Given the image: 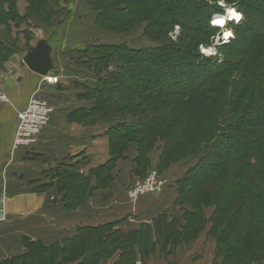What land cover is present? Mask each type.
Instances as JSON below:
<instances>
[{
	"label": "trees",
	"instance_id": "1",
	"mask_svg": "<svg viewBox=\"0 0 264 264\" xmlns=\"http://www.w3.org/2000/svg\"><path fill=\"white\" fill-rule=\"evenodd\" d=\"M16 1L0 0V28L8 22L17 24L27 16H35L42 22L57 16L63 21L71 17H69V12L72 10L71 0H63L66 5L60 0H26L28 13L25 12V15L17 13ZM93 1L91 5L98 10L96 23L114 33L129 31L138 23L145 22V34L153 40L155 36L151 33L156 34V32H150L148 29L156 25L160 28L177 25L181 36L178 40L180 44L173 46L169 44L133 48L123 43H95L80 52H93L94 56L87 61L94 63L92 70L97 78L96 86L86 88L85 95L91 100V108L86 117L92 124L98 120L113 122L107 131L110 140V159L99 166L94 173L96 172L99 181L100 178L104 180L102 182L107 181L116 160L123 156L130 145H136L138 155L135 167L142 180L151 170L148 152L155 145L154 138L165 142V145L161 146L160 161L157 165L164 160L163 153L169 162H173L176 157L183 158L186 152L194 151L188 158L195 160L196 163L187 168L182 177L176 181L178 196L175 203L188 204L187 199L191 198L190 208L184 211L183 223L174 216L169 219L166 213H160L152 224L143 223L136 230L124 233L111 231L108 225H98L79 228L72 239H66L62 244L53 243L45 246L40 241H26L27 254L1 264L58 262L98 264L100 258L108 257L107 255L117 249L121 253L114 264H134L137 253L139 257L147 256L156 249L164 254L171 253L174 247L194 241L204 230H207V235L215 241L214 264L262 263L264 260V110L260 113L255 109L251 110L249 101L264 99V88H261L264 84L257 83V80L264 78V47L255 43L253 39L264 37V31L253 30L255 35L248 43L249 37L245 30L250 26L248 23L243 26V23L252 19L254 22H264V4L258 7L255 2L247 0H224L237 6L244 15V21L234 27L236 33L234 38L227 45L222 46L227 47V56L225 53L221 61H217L210 57L203 58L198 49L191 52L200 43L207 44L209 37L217 32V28L209 23L210 13L217 5L213 7L208 0ZM54 5L59 7L58 11ZM181 5L185 7L188 5L190 10L187 12L177 10L176 7ZM250 45L261 48L263 52L257 50L250 54L254 60L256 59L252 70L248 68V71L244 72L241 69L246 73L242 77L246 82L243 88L245 91L230 100H218L219 95L211 97L213 104H219L216 109L219 115L210 114L211 118L215 117L216 129L212 135L202 140H194L188 135L184 142L178 139L176 141V135L183 136L182 131L177 128V123L183 121L180 114L185 115L182 111L185 106L195 99L194 95L198 91L204 94L218 91L219 94L224 89L222 83H217L214 91L208 90L204 85L227 71H232L230 75L236 74V69L232 68L234 59H230V56L233 53L241 55L244 53L245 55L241 56L243 59L250 53L251 49H246ZM13 51L14 45L0 38V64ZM190 69L199 75L198 78L187 83L181 82L180 78L188 76L187 71L189 72ZM179 84L180 86L176 88ZM233 92H236V88H233ZM168 96L172 98L164 100ZM241 99H246L248 102L242 104ZM143 103H146L144 107H142ZM177 108L181 109V112L178 116H173V111ZM255 115L258 117L255 118ZM174 130V135L169 134ZM246 137L248 140H244ZM214 145L218 147L212 155L213 158L205 151L216 149ZM183 148L185 152L177 155ZM224 150L225 153L222 152ZM234 150L238 151L236 156L235 152L231 154ZM220 153L227 157L222 159ZM228 153L232 156H228ZM237 160L243 161L242 168L235 172L231 181L227 179L217 184L221 188L215 196L222 204L218 207L213 201L216 187L209 185L208 182L216 185L211 179L218 174V169L223 170L226 167L223 164L226 165L231 161L234 164ZM203 161H208V164L205 166ZM202 170L204 178L197 179L198 183L195 187L186 183L190 173L194 174L192 180H196L195 173ZM57 173L60 185H69L65 190L66 197L73 198L72 192H77L80 188L79 183L77 184L80 175L74 172L57 171ZM200 180L203 183L206 181V185L200 184ZM185 185L190 186V189L185 191ZM197 188L200 191L196 195L197 198H193L192 193ZM242 193L243 200L239 199ZM77 198L78 196L75 197ZM231 205L232 213L231 209L230 212L228 211ZM65 207L74 206L66 204ZM205 208L212 209L210 215L205 212Z\"/></svg>",
	"mask_w": 264,
	"mask_h": 264
},
{
	"label": "crops",
	"instance_id": "2",
	"mask_svg": "<svg viewBox=\"0 0 264 264\" xmlns=\"http://www.w3.org/2000/svg\"><path fill=\"white\" fill-rule=\"evenodd\" d=\"M70 19L64 24L58 44L52 40L58 36L35 32L30 41L17 45L18 49L14 48L0 64V96L7 99H0V264L27 254L26 241L48 246L72 239L82 227L108 225L111 231L124 233L143 223L150 225L177 200L176 181L183 174L160 195L142 196L135 202L127 197L125 190L140 181L135 167L136 145H130L116 160L107 181L102 182L100 177L99 181L95 175L94 171L110 159L107 131L113 122L98 120L92 124L86 117L91 108L86 88L96 86L97 78L88 68L90 63L81 68L74 66L75 61L70 63L78 53L90 57L89 52L80 53L84 49L74 35L82 36L83 30ZM39 39L52 46L53 67L48 75L57 77L55 83L46 82L45 76L31 71L23 61L24 54ZM32 95L48 101L50 118L34 144L14 149L17 111ZM57 171L80 175V188L72 192L73 198L66 197L69 185H60ZM66 204L74 207L66 208ZM214 243L204 230L194 241L174 247L171 253L156 249L144 257L137 253L135 260L141 259L143 264H214ZM120 253L117 249L97 262L114 264Z\"/></svg>",
	"mask_w": 264,
	"mask_h": 264
},
{
	"label": "rangeland",
	"instance_id": "3",
	"mask_svg": "<svg viewBox=\"0 0 264 264\" xmlns=\"http://www.w3.org/2000/svg\"><path fill=\"white\" fill-rule=\"evenodd\" d=\"M61 2L65 3L63 0H60ZM72 1V5L71 6V11L69 12V17L71 16L70 21L76 23L74 24L76 26L77 29H80V31L82 32L83 30V34L82 36H80L79 34H75V40H77L81 46L82 49H85L87 46H90L92 44L95 43H116V44H126L127 46L133 47V48H141V47H147V46H160V45H178L179 43V39L181 38L180 36V29L177 25L174 26H170V27H163L160 28L157 25L152 27L151 29L149 28L148 30L150 32H156L155 33H151L152 35L155 36L154 40L151 38H148L145 34V22H141L138 23L134 28L130 29L129 31H109V29H104L103 27L99 26L96 23V16H97V12L98 11L95 6L91 5V1L94 2L93 0H71ZM97 1V0H96ZM248 2H255L254 4L257 5L258 7H261L262 4H264V0H247ZM209 4H213V7H217L212 9L211 11V15H210V20L209 23L217 28V32L215 33L214 36H210L209 37V42L207 44H205V42L200 43L198 46H196L191 52L195 51L196 49H198L201 54L203 55V58H207L210 57V59H214L217 61H221V59L223 58V56H227V47H222L223 45H227L228 42H230L234 36H235V32H234V27L236 25H239L242 21H244V15L243 13L237 8V6H235V4L233 3H228L224 0H208ZM17 7H18V14L21 15H25L28 13L27 12V2L26 0H17L16 1ZM66 5V3H65ZM69 5V6H70ZM188 6V5H187ZM185 7V5H181V6H177L176 9L180 10L181 12H187L190 10L189 7ZM221 7V10H219V8ZM54 8H56V10H59V7L57 5H54ZM112 8V7H111ZM229 8H232L234 10H236L237 12L242 14V19H240L239 21H237L236 19H232V20H226L225 21V25H213L214 21L213 20L217 15H225L227 14V10ZM250 13V11H249ZM198 15V13H197ZM25 18V17H24ZM69 20V19H68ZM66 19V21H68ZM254 19H252V21H245L243 23V26H245L247 23L249 24L250 28H248L246 33L248 38V43H249V39L252 37L253 35H255V33L253 32V30H262L264 31V22H254ZM66 21L60 20V17H54L52 20H48L45 22L40 21V19H38L35 16H27L25 19H23L22 21H20L19 23L15 24L13 22H8L6 23V25H2V28H0V38H2V40H4L5 42L9 43L10 45H14V48H17V45L19 47L23 46L24 44H26L28 41H30V39H32V37L35 36V32L38 33V31H43L44 34L48 35V37L54 36H58V39H52L54 40L53 43L58 44L60 42L59 37L63 36V29H64V24L66 23ZM49 23V25H47ZM51 23V24H50ZM118 23V22H116ZM216 24V23H215ZM87 28L91 29L87 32ZM227 30L229 31L228 35L229 37L226 38L227 34ZM87 32V33H86ZM193 34V33H191ZM225 35V36H224ZM80 36V41L78 39V37ZM45 37V36H44ZM45 37L46 39L50 40L51 38ZM240 37V36H239ZM262 38L264 39V37H260L257 38H253L255 39V43H259L262 48L264 47V40H262ZM257 39V40H256ZM58 41V42H57ZM252 42V41H250ZM261 42V43H260ZM21 43V45H20ZM254 46V45H253ZM57 47H59V45H57ZM249 48H246L247 50H250V53L248 55H246L243 59H242V55L244 54H237V53H233L230 56V59H234L233 63H232V68L236 69V74L234 75H230V72L232 71H227L224 74L219 75L217 78L209 81L208 83H206L204 86H206V88L208 90H213L215 89V86L218 85L217 83H222L223 86V90L219 92L218 91L213 93V92H209L204 94V92L198 91L197 94L194 95L195 99L192 100L191 103L187 104V106H185V108L182 110L185 112V115L181 116L180 114V118L182 117L183 121H180L177 123V128L180 130L181 133H183L182 135H176V141L177 139L180 141L186 140V137L189 135L191 137L194 138V140H202L205 138H208L212 135V133L215 131V117L211 118L210 114H215L219 115L217 106L219 104H213V99H211L212 96L216 97V96H220L217 97L218 100H230L232 97L236 98L241 95V93H243L245 90L243 88H245L246 86V82L242 79V77L245 76L246 71H248V68H250L252 70V67L254 66V58L250 56V54H253L254 52H256L257 50H259L260 52H263L261 50V48H258L257 46L251 47L248 46ZM91 48V47H90ZM18 49V48H17ZM214 51L215 54H209V51ZM230 51L232 52V49L230 48ZM92 52V51H91ZM90 53V57L94 56L93 52ZM264 53V52H263ZM79 55V53L77 54V56ZM240 55V56H239ZM245 55V54H244ZM74 57V59H72L70 61V63H73L74 61V66H79L78 68L81 67H85V66H90L88 67L91 71L94 68V63L93 62H89L87 60H90V57L84 55V56H78V57ZM242 59V61L240 60ZM264 59V57H263ZM85 60L86 62L83 63L82 61ZM240 60V61H239ZM187 61V60H186ZM239 61V62H238ZM114 68V67H112ZM241 69H243L244 72L241 71ZM84 69H79L80 72H82ZM93 73V71H92ZM187 73L189 74L188 76L185 77H181L180 80L181 82H185L187 83L188 81H194L195 79L198 78V74L195 73L194 70L190 69L189 72L187 71ZM251 73V72H249ZM248 73V74H249ZM248 77V76H247ZM192 79V80H191ZM228 81V82H227ZM259 82H263L264 84V78L257 80V83ZM194 85V84H193ZM245 85V86H244ZM180 86V84L176 87L178 88ZM205 88V87H204ZM233 88H236V92H233ZM264 88V85L263 87ZM231 89V91H230ZM260 90V88H259ZM258 90V91H259ZM262 90V89H261ZM254 94V93H252ZM231 96V97H230ZM172 97H165L164 100L166 99H171ZM246 98V97H245ZM152 99V98H151ZM211 99V100H210ZM249 100V99H247ZM244 102H248L246 101V99H241L240 103L245 104ZM251 105V110L255 109L258 113L262 112L264 110V99H260V100H256L254 99L252 102H250ZM146 105V103H143L142 107H144ZM221 106V105H220ZM230 110V109H229ZM250 110V109H249ZM179 112H181V109H174L173 111V116L176 115L178 116ZM118 114V113H117ZM254 116H252L253 118ZM258 116L255 115V118H257ZM248 118V117H247ZM213 119V120H212ZM174 131H170L169 134L174 135L175 133ZM139 134V133H138ZM168 134V135H169ZM244 140H248L247 137ZM155 142V145L152 149H150L148 152L149 153V162L151 164V170L152 169H156L159 174L163 177L164 181H165V186L164 189L162 190V192L165 191L166 187H168V184L171 182H174L175 179L177 177H179L181 174H184V172L186 171L187 168H189L190 166H193L196 161L195 160H189V156L190 153L194 152V151H190L189 153L186 152L185 156H183V158L180 157H176L175 160L173 162H169L168 159L165 156V153H163L164 156V160L161 161V163L159 165H157L160 161V153L162 151L161 146L165 145V142H160V140L158 138H154L153 142ZM145 144V143H144ZM216 144V143H215ZM216 146V145H214ZM216 149H207L205 152L209 153L210 156H212L214 154V152L217 150ZM200 146H198L197 149H199ZM186 149V148H185ZM184 151V148L182 150H180L178 154H181ZM223 153H225L226 151H222ZM234 155L236 156V154L238 153V151H231ZM230 153V152H229ZM228 153V154H229ZM222 154V153H220ZM231 154H229L228 156H232ZM222 156V159L224 157H227V155H220ZM213 157V156H212ZM188 158V159H187ZM214 158V157H213ZM219 160H221L220 158H217ZM205 166L208 164V161H203ZM215 162L216 158H215ZM236 163V164H235ZM225 167V169H221L219 168L218 170V174L214 175V177L211 179V181H215L216 185L219 183H223L225 180L229 179V181H231L232 176L235 174L236 171H238L240 168H242L243 161H238L234 162V164H232V161L230 163H226L223 164ZM262 166V165H261ZM223 167V166H222ZM205 169V168H204ZM161 171V172H160ZM222 172H229V173H222ZM196 174V180L204 178V176H202L204 174L203 170L201 172L195 173ZM192 178H194V174L190 173V175H188V177L186 178L187 181L186 183L189 185H193V187L196 186V183H198V180H192ZM201 182V183H200ZM206 181L200 180L199 183L202 185H206L205 183ZM209 181L208 184L212 185L213 187H216V189H214L213 192V201L214 203L218 204V207H220L222 204H220V200H218V198L215 196V193L220 190L221 186H216L214 183H211ZM228 184V183H227ZM170 185V184H169ZM190 187V186H189ZM187 185H185V191H187L188 189H190ZM242 188V187H241ZM170 189H168L167 191H169ZM199 189L197 188V190H195L192 193V197L193 198H197L196 195H198L199 193ZM229 191V189H228ZM162 192L160 194H162ZM244 193V190L242 191ZM243 193L240 196L239 199L243 200ZM158 194V195H160ZM192 198V199H193ZM191 198L187 199L188 204H178V203H174L173 206H169L168 209L166 210V214L168 216H179L181 219L183 218L182 216L185 214L184 211L187 210L188 208H190L191 203L189 202ZM235 200V198H234ZM233 200V201H234ZM232 208V205L229 207V212L230 209ZM205 212L210 215L212 212L211 208H205ZM231 213H232V209H231ZM183 223V219L182 222ZM257 264H264V260L262 263H257Z\"/></svg>",
	"mask_w": 264,
	"mask_h": 264
},
{
	"label": "built area",
	"instance_id": "4",
	"mask_svg": "<svg viewBox=\"0 0 264 264\" xmlns=\"http://www.w3.org/2000/svg\"><path fill=\"white\" fill-rule=\"evenodd\" d=\"M45 79L48 83L53 79L57 82L55 75H47ZM0 99L7 102L6 97L0 96ZM50 112L51 110L46 99L32 95L27 104L20 111H17V122L12 140V148L17 149L34 144L42 128L48 124ZM164 186L165 181L163 177L156 169H152L142 180L129 186L125 191L127 197L135 202V200H138L142 196L160 194ZM134 264L143 263L141 259H137Z\"/></svg>",
	"mask_w": 264,
	"mask_h": 264
},
{
	"label": "water",
	"instance_id": "5",
	"mask_svg": "<svg viewBox=\"0 0 264 264\" xmlns=\"http://www.w3.org/2000/svg\"><path fill=\"white\" fill-rule=\"evenodd\" d=\"M51 44L44 39H39L29 51L24 54L23 61L33 72L47 76L53 67L51 59Z\"/></svg>",
	"mask_w": 264,
	"mask_h": 264
},
{
	"label": "bare ground",
	"instance_id": "6",
	"mask_svg": "<svg viewBox=\"0 0 264 264\" xmlns=\"http://www.w3.org/2000/svg\"><path fill=\"white\" fill-rule=\"evenodd\" d=\"M232 8H229L228 10H227V14H225V15H217L213 20H215V21H217V20H223L224 21V23L223 24H219V25H225V21L226 20H232V19H234V18H232ZM236 11V10H235ZM237 12V11H236ZM214 25H218L217 23L215 24L214 23ZM227 34L229 33V31L227 30V32H226ZM226 35V34H225ZM224 35V36H225ZM229 36L228 35H226V38H228Z\"/></svg>",
	"mask_w": 264,
	"mask_h": 264
},
{
	"label": "clouds",
	"instance_id": "7",
	"mask_svg": "<svg viewBox=\"0 0 264 264\" xmlns=\"http://www.w3.org/2000/svg\"><path fill=\"white\" fill-rule=\"evenodd\" d=\"M232 18L236 19L237 21H239L240 19H242V14L239 12H236L234 9L232 10ZM209 54H215L214 51H209ZM50 83H55V80H50Z\"/></svg>",
	"mask_w": 264,
	"mask_h": 264
},
{
	"label": "snow or ice",
	"instance_id": "8",
	"mask_svg": "<svg viewBox=\"0 0 264 264\" xmlns=\"http://www.w3.org/2000/svg\"><path fill=\"white\" fill-rule=\"evenodd\" d=\"M214 23H217V24H223L224 21H223V20H217V21H214ZM226 35H230V34H226Z\"/></svg>",
	"mask_w": 264,
	"mask_h": 264
}]
</instances>
